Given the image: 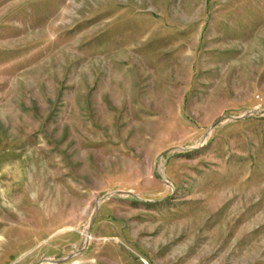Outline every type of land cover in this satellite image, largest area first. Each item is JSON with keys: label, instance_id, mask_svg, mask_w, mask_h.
Returning a JSON list of instances; mask_svg holds the SVG:
<instances>
[{"label": "rangeland", "instance_id": "obj_1", "mask_svg": "<svg viewBox=\"0 0 264 264\" xmlns=\"http://www.w3.org/2000/svg\"><path fill=\"white\" fill-rule=\"evenodd\" d=\"M0 264H264V0H0Z\"/></svg>", "mask_w": 264, "mask_h": 264}]
</instances>
